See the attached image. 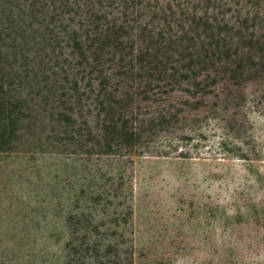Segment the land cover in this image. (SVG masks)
Wrapping results in <instances>:
<instances>
[{
  "label": "trees",
  "instance_id": "obj_1",
  "mask_svg": "<svg viewBox=\"0 0 264 264\" xmlns=\"http://www.w3.org/2000/svg\"><path fill=\"white\" fill-rule=\"evenodd\" d=\"M253 83L264 0H0V153L186 158L210 120L246 132Z\"/></svg>",
  "mask_w": 264,
  "mask_h": 264
},
{
  "label": "rangeland",
  "instance_id": "obj_2",
  "mask_svg": "<svg viewBox=\"0 0 264 264\" xmlns=\"http://www.w3.org/2000/svg\"><path fill=\"white\" fill-rule=\"evenodd\" d=\"M247 93L246 132L210 120L186 158L0 153V264H264V84Z\"/></svg>",
  "mask_w": 264,
  "mask_h": 264
}]
</instances>
